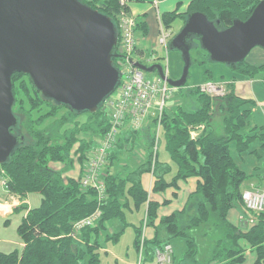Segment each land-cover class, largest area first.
Listing matches in <instances>:
<instances>
[{
  "label": "trees",
  "instance_id": "16d2710c",
  "mask_svg": "<svg viewBox=\"0 0 264 264\" xmlns=\"http://www.w3.org/2000/svg\"><path fill=\"white\" fill-rule=\"evenodd\" d=\"M81 2L109 17L119 37V0ZM127 2L152 3L153 0ZM260 2L261 0H194L184 15H176V12L165 15L164 25L168 24L170 27L177 18L184 20L188 14L199 12L215 24L219 22L221 30H225L231 27L234 20L246 21ZM126 10L130 11V7L127 6ZM168 27L166 28L170 29ZM137 31L146 36L147 25L138 21ZM190 55L192 64L194 62L200 67L211 62L197 40ZM113 65L119 68L120 57L114 59ZM228 68L251 77L255 73L264 75V64L252 68L245 61ZM205 75L204 83L211 82V71L207 70ZM12 84L15 98L13 114L17 119V126L11 129V134L20 143L7 163L0 165V171L4 172L9 194L19 197L21 201L31 195H39L41 202L37 208L30 209L22 204L14 211L18 214L27 211L17 228L23 247L13 246L7 252L0 251V264H100L103 243L118 241L123 232L108 233L109 225L114 221L120 222L124 227L129 225L126 207H132L136 211L147 207V226L155 229L153 240L145 238L144 264H154V251L165 245H172L171 242L177 238L188 239L189 250L185 259L188 256L192 264H198L195 232L201 226H207V223L216 230L213 238L214 256L207 264H245L250 253L255 255L252 264H264V212L248 209L244 199L247 192L263 193L264 179L247 175L238 163L239 158L253 155L264 162V133L262 129L245 133L250 122L248 106L254 103L237 97L230 83L227 84L228 93L223 98L211 99L200 94L197 89L189 90L187 95L196 100L197 106H178L172 114L164 112L161 125L163 138L170 159L176 166V174L171 182L165 178L169 172L159 163L158 153L155 156L152 127L141 138L146 141L147 151V159L143 165L133 171L125 170L121 175L111 174V166L107 168L105 181L108 199L101 206L103 216L95 227L83 229L77 240L71 236L73 225L93 214L98 207L95 193L84 192L79 183L84 160L94 146L93 141L87 143L80 138L89 134L101 139L108 130V119L101 112V107L96 114L76 113L46 99L26 75L15 74ZM85 114L89 117L88 120L80 123L78 117ZM217 116L222 120L223 133L219 134L213 123ZM48 120L52 122L45 126ZM199 125H205V133L193 141L189 128ZM141 132H130L124 140L119 139L115 148L118 150H114L110 157L112 164L118 163L119 155L136 145ZM232 144L235 153L232 152ZM154 157V194H161L168 189L177 190L180 181L198 179L196 192L190 196L186 207L181 212L163 217L158 224L160 205L149 202L148 193L141 183L144 174H152ZM51 163H59L65 167L57 172L50 168ZM76 166L80 168L78 180L65 178L64 175L72 172ZM167 169L170 171L171 167L168 166ZM252 180L256 183L251 184L244 192V184ZM231 211L240 213L238 225L228 220ZM143 223L140 227H134V248L138 252ZM1 226L10 227V221H4ZM203 231L206 232L204 229L199 235ZM176 260L174 251V264H177ZM182 263L187 264L184 260Z\"/></svg>",
  "mask_w": 264,
  "mask_h": 264
},
{
  "label": "water",
  "instance_id": "95a60500",
  "mask_svg": "<svg viewBox=\"0 0 264 264\" xmlns=\"http://www.w3.org/2000/svg\"><path fill=\"white\" fill-rule=\"evenodd\" d=\"M195 40L213 63L245 62L253 49L264 50V0L246 21L234 20L225 30L205 14L185 16L183 27L169 43L184 61L181 80L170 81L158 64L135 66L182 89ZM117 45L112 20L81 0H0V165L7 163L20 143L11 134L17 126L12 77L26 75L46 99L76 113L96 114L121 80L113 65L120 57Z\"/></svg>",
  "mask_w": 264,
  "mask_h": 264
},
{
  "label": "built area",
  "instance_id": "2783aa9c",
  "mask_svg": "<svg viewBox=\"0 0 264 264\" xmlns=\"http://www.w3.org/2000/svg\"><path fill=\"white\" fill-rule=\"evenodd\" d=\"M157 0L153 3L157 5ZM121 12L118 16V45L117 54L120 56V66L118 71L121 74L120 83L115 92L107 98L102 106L101 112L108 119V130L100 139L97 147L92 149L84 160L81 168L79 183L84 192L95 193L97 209L93 214L76 222L73 225V234L77 240L79 233L90 227H95L102 218L101 206L108 199L106 187V170L111 164V154L121 137L122 132L128 128L129 131H143L153 119H156V129L154 135V153L158 152L160 145V132L162 118L167 110V102L177 95L175 89L167 81L156 76L154 79L148 78L146 74L136 68L135 52L138 47L137 25L138 20L126 8L130 3L127 0H119ZM173 34L170 29L160 25L159 45L166 52ZM165 73V72H164ZM167 77V73H165ZM197 89L200 94L211 99L223 98L227 95V84L206 82L200 86H192L189 90ZM115 94V95H114ZM156 115V117H155ZM205 125L190 127L189 135L196 141L205 131ZM156 166L154 157L152 163V174ZM0 186L7 191V180L4 172L0 171ZM247 208L255 212H264V192H247L244 196ZM147 226V216L144 220ZM145 232L140 240L137 264H144L145 259ZM154 264H174V248L168 244L154 251Z\"/></svg>",
  "mask_w": 264,
  "mask_h": 264
},
{
  "label": "crops",
  "instance_id": "0c3cea01",
  "mask_svg": "<svg viewBox=\"0 0 264 264\" xmlns=\"http://www.w3.org/2000/svg\"><path fill=\"white\" fill-rule=\"evenodd\" d=\"M194 0H157V5H155L153 2L152 3H136L132 2L129 4L130 7V12L136 16L138 21H142L147 25V35L144 36L141 34V32L137 31V38H138V47L135 52L134 58L136 59L137 63H141V61H146L148 66H152L158 63H153V61L157 60L158 54H163L165 52V49L162 48L159 45V34H160V25H163L164 27H168V21L166 20V24L164 25V19L163 17L165 15L173 14L176 12V15H184L187 12L188 6L193 2ZM184 20L181 18H177L176 21L172 24L174 27L170 26V31L173 34V37L176 35L175 34V29H178L179 31L183 27ZM169 45L167 52L169 50ZM166 52V54H167ZM141 60V61H138ZM247 62V61H246ZM250 67L252 68H257L260 67L261 65L264 64V54H256L253 58V61L251 63H248ZM160 65V64H158ZM162 66V65H161ZM164 70V67H163ZM165 73H167V78H168V69L166 71L164 70ZM259 74V73H258ZM153 76H159L158 74H151ZM262 77L259 80H252L251 77H247L246 79V85L244 91H240L239 94L235 95L243 100L246 101H252L254 103V107H262L264 105V75L261 74ZM250 76V75H248ZM250 85V86H249ZM245 91L247 95H245ZM178 93V92H177ZM178 95V94H177ZM242 95L244 97H242ZM180 97H182L180 93ZM190 101L188 103H171L168 105L167 113H173L175 108L178 106H184V107H189L193 108L197 106L196 100L192 98L191 96L189 97ZM195 101V102H194ZM169 111V112H168ZM156 117V115H155ZM253 121V120H252ZM156 119H153L152 122L148 124V126L140 133L138 134L137 138V143L135 146H133L130 150H127L126 152L120 154V159L118 160V163H111V174H119L121 175L122 173L126 171H133L143 165L147 159V151L145 149L146 141L142 140L141 138L146 136V131L152 127L153 131H155L156 126L155 123ZM214 129L216 128L217 133H223L222 132V120L217 116L215 117L214 120ZM263 130L264 133V120L263 118L256 119L254 122H249V125L246 127V132H250L253 129H261ZM132 132L129 131L128 128H126L123 131V134L121 135V140H124L128 134ZM139 132V131H138ZM162 128H161V135H162V141H163V150H159L158 148V161L161 163L165 169V171H168L169 174L166 175V179L168 182H171L172 178L176 174V166L174 163H172L170 156L166 150L165 146V141L163 138V133H162ZM161 135H160V144H161ZM100 141V138H97L95 140V143H98ZM160 146V145H159ZM129 149V148H127ZM118 149H115V152ZM161 151V153H160ZM156 153V155H157ZM260 155H263L261 151L258 152ZM239 165L243 168V170L247 173V175L252 176V178H258L264 179V162L259 161L256 159V157L249 156V157H242L239 158L238 160ZM170 166L171 169L170 171L167 169V167ZM64 165L59 164V163H51L50 168L53 169L54 171H62L64 169ZM115 170H112V169ZM124 168V169H123ZM80 175V168L78 166L73 169L72 172L66 173L64 175L65 178H71V179H77ZM254 179V180H255ZM249 181L244 184V192L248 190V187H250L251 184L256 183V181ZM141 183L143 189L148 193L149 197V202L153 201L156 202L160 205L159 210H158V221L163 218V217H169L171 216L174 212H181L186 205L189 202L190 196L196 192L197 184H198V179H189L185 182L180 181L178 183V189H168L166 192H163L161 194H154L153 189L155 186V177L153 174H144L141 178ZM264 185V182H263ZM33 195L29 196L25 201H21L19 197H16L14 195H11L3 189L0 186V251L5 248L13 247L16 246L18 248L23 247V243L20 240V238L17 235V228L21 224L22 219L27 215V212H22V213H16L14 212L18 207H20L22 204H26L30 209L33 208L31 199H33ZM41 202V197L39 200V205ZM38 205V206H39ZM146 210L147 207H143L142 209L136 211L132 207L127 208L126 207V212H127V221L130 222V224L134 225V220L135 217L140 216L141 218L139 221L144 222L145 217H146ZM6 220L10 221V227L4 228L2 227V223ZM228 220L235 224L238 225L240 221V213L237 211H231L228 214ZM110 226V231L112 232H122L124 230V227L122 224L118 223L117 221L113 222ZM136 226V227H140ZM148 226H144L143 223V232H147L145 228ZM148 229V228H147ZM146 236V235H145ZM155 236V229L154 228H149L148 233H147V240L151 241L153 240ZM106 251V248H105ZM251 254V253H250ZM249 255V254H248ZM252 260L250 263H248V257H247V262L245 264H252L255 260V255L251 254Z\"/></svg>",
  "mask_w": 264,
  "mask_h": 264
},
{
  "label": "rangeland",
  "instance_id": "374dc122",
  "mask_svg": "<svg viewBox=\"0 0 264 264\" xmlns=\"http://www.w3.org/2000/svg\"><path fill=\"white\" fill-rule=\"evenodd\" d=\"M87 1H92V0H87ZM131 5H132V3H131ZM171 23H173V22H171ZM171 26L174 27L173 25H171ZM178 33H179V30L175 29V34L177 35ZM258 53L264 54V50L261 48L253 49L251 51V53L248 55V57L246 58V61L248 63H251L253 61L254 56ZM138 61H141V60L138 59ZM155 62L162 65V67H164L165 71H166V69H168V79L170 81L176 82V81H179L182 79L183 73H184V61H183L182 56H181L179 51L169 49L167 54H166V50H165V52H163L162 55L158 54L157 60L153 61L152 64ZM141 64L148 66V64L146 63L145 60L141 61ZM207 70L211 71V77H212L211 82L222 83V84L230 83V86L234 87V92L236 94H239L240 91L245 90V87H247L246 79H247V77H251V76H248L247 74H242V73H238L235 71H231V70H229L227 65H222V64L210 62L207 66L200 67L199 65H197L194 62L192 64V61H191V66L189 69V74L187 77L186 85L184 86V88L181 89V91H179L180 89H178V93H177L178 95H175L171 100H169L167 102V105H169L171 103H179V102H183V103L187 104L188 101H190L189 96L187 95V92H189V88L192 86L198 87L201 84H203L205 76H206L205 73ZM146 75L150 79L156 78V76H153L151 74H146ZM261 77H262L261 74L255 73L253 75V77H251V79L252 80H259ZM180 93H181L182 97H180ZM239 95L241 96V94H239ZM245 95H247L246 91H245ZM242 97H244V96L242 95ZM248 107L250 109L249 110L250 111V118L248 121L254 122V120H256L257 118L258 119L263 118V120H264V105L262 107L259 106L258 108L254 107V105H251ZM167 110H169L168 106H167ZM88 118L89 117L86 114L81 115L78 117V121H80V123H84L88 120ZM51 122H52V120L46 121L45 126H48ZM68 128H71V127L69 126ZM122 134H123V132H122ZM160 135H161V132H160ZM97 138H98L97 136L91 137V135L88 134V135H82L80 139H84L87 143H92V141H93L94 146L92 149H94L98 145V143H95V140ZM77 146L80 147L79 144ZM163 146H164V144H163L162 135H161V144L159 146V150L162 151ZM161 151H160V153H161ZM232 152L235 153L234 144H232ZM112 170H115V169L113 168ZM33 196H34V197H32L33 199H31L32 206L37 208L39 205L40 196L39 195H33ZM140 218H141L140 216L135 217L134 225L130 224V222L128 221L129 225H127L125 227L123 226L124 230H123L118 241H114V242L110 241V242L103 243V249H102V255H101L102 260H101L100 264H137V262H138V251L135 250V248H134V238H135L134 227L141 225V222L139 221ZM118 223H120V222H118ZM111 224L108 227L109 228L108 233L112 232V231H110V228H111L110 226H112ZM206 225L207 226H204V227L201 226L199 231L195 232V239L194 240H195V246H196L195 249L197 250V253H198L197 258H196L198 264H207L209 262V260L213 259V256H214L213 238L215 237L214 232L216 230L214 227H211V225L209 223H207ZM149 228H153V227H146L145 228V230L147 231V232H145L146 237H147V233H148ZM204 229L206 230V232L203 231L199 235V232H201ZM104 235H106V234H104ZM187 242H188V239H185V238H177L171 242L172 246L174 247V251L176 253L177 264H183L182 263L183 260L187 264H192V261L190 260V258L188 256L185 259V256L189 250ZM10 248H12V247H9V249ZM105 248H106V251H105ZM3 251L7 252L8 248H6V246H5ZM252 257L253 256H251V254L248 255V263L251 262Z\"/></svg>",
  "mask_w": 264,
  "mask_h": 264
},
{
  "label": "bare ground",
  "instance_id": "6f19581e",
  "mask_svg": "<svg viewBox=\"0 0 264 264\" xmlns=\"http://www.w3.org/2000/svg\"><path fill=\"white\" fill-rule=\"evenodd\" d=\"M182 17V16H181ZM232 69V68H231ZM234 71V70H233ZM243 74V73H242ZM206 81V80H205ZM233 92V91H232ZM190 94V93H189ZM187 96V95H186ZM262 129V128H261ZM205 133V132H204Z\"/></svg>",
  "mask_w": 264,
  "mask_h": 264
},
{
  "label": "clouds",
  "instance_id": "9594fccd",
  "mask_svg": "<svg viewBox=\"0 0 264 264\" xmlns=\"http://www.w3.org/2000/svg\"><path fill=\"white\" fill-rule=\"evenodd\" d=\"M170 43V42H169Z\"/></svg>",
  "mask_w": 264,
  "mask_h": 264
}]
</instances>
